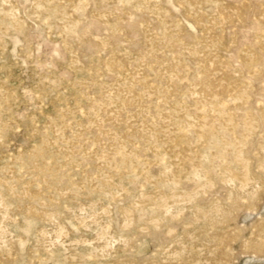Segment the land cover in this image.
<instances>
[{
  "label": "rangeland",
  "instance_id": "rangeland-1",
  "mask_svg": "<svg viewBox=\"0 0 264 264\" xmlns=\"http://www.w3.org/2000/svg\"><path fill=\"white\" fill-rule=\"evenodd\" d=\"M0 264H264V0H0Z\"/></svg>",
  "mask_w": 264,
  "mask_h": 264
}]
</instances>
